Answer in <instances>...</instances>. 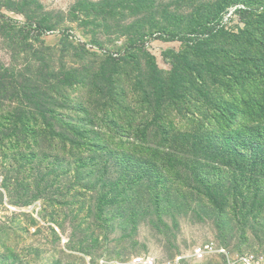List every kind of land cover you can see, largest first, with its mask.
I'll list each match as a JSON object with an SVG mask.
<instances>
[{
  "label": "rangeland",
  "instance_id": "obj_1",
  "mask_svg": "<svg viewBox=\"0 0 264 264\" xmlns=\"http://www.w3.org/2000/svg\"><path fill=\"white\" fill-rule=\"evenodd\" d=\"M210 244L264 254V0H0V264Z\"/></svg>",
  "mask_w": 264,
  "mask_h": 264
},
{
  "label": "built area",
  "instance_id": "obj_2",
  "mask_svg": "<svg viewBox=\"0 0 264 264\" xmlns=\"http://www.w3.org/2000/svg\"><path fill=\"white\" fill-rule=\"evenodd\" d=\"M218 254L227 258L228 264H264V254L255 253H238L233 254L226 248H217L213 244L199 247L195 250V256L197 259H203L208 255ZM130 264H156L154 258L151 257H139L134 259Z\"/></svg>",
  "mask_w": 264,
  "mask_h": 264
},
{
  "label": "trees",
  "instance_id": "obj_3",
  "mask_svg": "<svg viewBox=\"0 0 264 264\" xmlns=\"http://www.w3.org/2000/svg\"><path fill=\"white\" fill-rule=\"evenodd\" d=\"M152 61H154V59H152Z\"/></svg>",
  "mask_w": 264,
  "mask_h": 264
}]
</instances>
